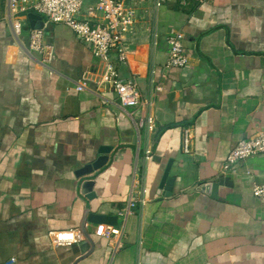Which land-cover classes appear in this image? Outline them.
Here are the masks:
<instances>
[{
  "label": "crops",
  "instance_id": "obj_1",
  "mask_svg": "<svg viewBox=\"0 0 264 264\" xmlns=\"http://www.w3.org/2000/svg\"><path fill=\"white\" fill-rule=\"evenodd\" d=\"M124 1L137 22L117 71L136 79L143 108L119 103L105 63L64 24L46 28L56 58L41 65L32 12L17 36L11 0H0V264H264V203L253 195L264 153L223 175L236 145L264 131V0ZM175 32L183 69L166 68ZM103 148L106 166L78 177ZM105 226L123 230L120 251ZM61 231L78 241L57 246Z\"/></svg>",
  "mask_w": 264,
  "mask_h": 264
},
{
  "label": "built area",
  "instance_id": "obj_2",
  "mask_svg": "<svg viewBox=\"0 0 264 264\" xmlns=\"http://www.w3.org/2000/svg\"><path fill=\"white\" fill-rule=\"evenodd\" d=\"M85 1L11 0V13L7 19L12 24L14 33L19 36L24 28L22 14L32 12L42 17V28L30 31L29 49L41 56L40 64L43 66L50 65L56 58L53 45L46 42V28L57 24L70 27L94 57L105 63L102 83L117 95L119 103L126 108H143L145 101L136 79L121 80L117 71V66L129 59L127 34L137 22L136 12L124 0H96L95 6L87 5ZM184 40L185 35L182 32L172 33L168 38L167 69L187 67L189 58ZM84 88L85 85L80 84L78 91H83ZM193 140L192 129H184V153L192 152ZM263 153L264 131L236 145L225 161L223 175L227 177L236 174L238 166L244 161ZM253 195L264 203V184L255 185ZM130 205L135 206L134 203ZM123 235L120 226H105L102 231V236L108 240L114 253L123 248ZM51 238L57 246L71 245L78 241L72 231L53 232ZM14 262L15 259H11L7 264Z\"/></svg>",
  "mask_w": 264,
  "mask_h": 264
},
{
  "label": "water",
  "instance_id": "obj_3",
  "mask_svg": "<svg viewBox=\"0 0 264 264\" xmlns=\"http://www.w3.org/2000/svg\"><path fill=\"white\" fill-rule=\"evenodd\" d=\"M28 20L30 22V25H31L32 29H34V28H42V26H43L42 17L37 15V14H35V13H30L28 15ZM37 22L40 23L39 26H37ZM110 150H111L110 148H103L101 150V156L98 158V160L95 163H93L92 165H88V166L84 167L82 170H80L77 173V176L78 177H82V176H86V175H89V174H91L93 172L101 170L104 166H106V164L109 161ZM168 175H169V168L167 169V171H166V173L164 175L161 188H164V184H166V183L167 184L172 183L170 181V178H169ZM224 184H225V186H230L231 185L230 178H226L224 180ZM165 189L168 190L169 187H166Z\"/></svg>",
  "mask_w": 264,
  "mask_h": 264
}]
</instances>
